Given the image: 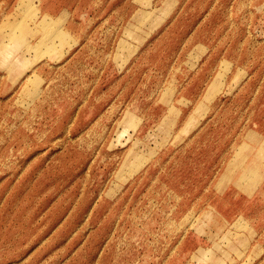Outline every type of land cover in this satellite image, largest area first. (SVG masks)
Returning a JSON list of instances; mask_svg holds the SVG:
<instances>
[{"label": "rangeland", "instance_id": "374dc122", "mask_svg": "<svg viewBox=\"0 0 264 264\" xmlns=\"http://www.w3.org/2000/svg\"><path fill=\"white\" fill-rule=\"evenodd\" d=\"M0 264H264V0H0Z\"/></svg>", "mask_w": 264, "mask_h": 264}]
</instances>
